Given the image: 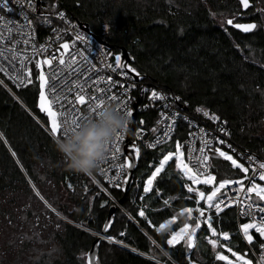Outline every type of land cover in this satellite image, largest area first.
Wrapping results in <instances>:
<instances>
[{
	"label": "trees",
	"instance_id": "obj_1",
	"mask_svg": "<svg viewBox=\"0 0 264 264\" xmlns=\"http://www.w3.org/2000/svg\"><path fill=\"white\" fill-rule=\"evenodd\" d=\"M43 2H56L70 18L88 24L92 32L112 45L108 50L112 58L126 47L134 57L129 64L143 79L180 95L182 102L188 101L191 112L206 107L218 114L227 122L231 140L264 160V32L244 34L223 24L225 13L232 16L242 10L238 0ZM261 2L264 5V0ZM34 68L36 77L39 70ZM0 76L9 81L1 71ZM9 85L21 101L0 81V264H88L87 252L113 204L117 206L114 227L107 234L118 242L166 264H172L169 257L179 264H227L218 262L215 254L208 259L187 254L189 248L183 243L168 246L166 235L162 239L161 233L138 217L143 205L158 210L149 213L157 223L167 219L172 209L178 211L195 204L187 199L185 179L175 170L174 162L154 182L153 193L144 192L143 182L165 145L156 149L140 147L132 187L126 194L124 183L112 189L121 207L89 174L67 168L65 157L55 148L47 116L38 108L37 82L19 89ZM153 114H145L148 121ZM183 137L180 133L169 144ZM212 162L218 178H239L230 162L218 156H212ZM155 188L160 192L156 193ZM34 189L68 220L55 209L45 213L38 210L33 201L42 200ZM170 197L171 208L165 209L163 200ZM220 222L228 227L236 225L235 210L225 209ZM229 247L255 261L243 236L233 237ZM219 250L233 258L226 248ZM98 259L100 264H161L104 239Z\"/></svg>",
	"mask_w": 264,
	"mask_h": 264
},
{
	"label": "built area",
	"instance_id": "obj_2",
	"mask_svg": "<svg viewBox=\"0 0 264 264\" xmlns=\"http://www.w3.org/2000/svg\"><path fill=\"white\" fill-rule=\"evenodd\" d=\"M2 3L3 0H0V71L13 86L18 89L27 86V81L24 79L28 74L25 71V66L32 71V79H34V66L39 57L44 59L49 54L55 53L58 55L56 50H62L64 43L69 44L65 60L70 63L71 57L75 56L77 59V64L73 65L71 71L67 67L62 66L63 70L55 76L56 87L59 89L57 95L61 98L60 102L64 105V116L59 117L62 125L65 119L70 122L74 116L78 118L80 115H89L87 106H78V102L76 104L72 103L81 86H83V94L86 97L99 96L100 90H104V94L100 98L104 99L106 103L117 106L125 101L127 97H131V99H127V107L132 108L133 113L136 112L137 125L132 126L133 115L129 117L127 131L122 133L124 139L120 141L121 151L117 152L115 157H112V150L109 149L106 158L99 163L98 167L90 175L97 185L119 206L122 207L118 199L113 195L112 189L122 186L125 181L124 177L127 174V167H122V165L125 163L123 157L125 155L124 145L126 142L134 143L139 147L149 148L146 145L156 142L159 138L162 141L156 147L159 148L171 143L176 138V135L183 133L184 137L180 141L184 146L185 160L194 170L197 167L195 157L200 155L202 144H207L209 147L215 144L217 147H222L226 150H228V145L230 144L232 152L238 155L246 166H249V162L244 158V153L255 157V160L251 163L252 168L258 167L256 161L264 162L254 153L241 149L231 140L227 122L218 114L215 113L219 120H213L211 115L204 116L203 111L197 112L196 109L198 107L191 112L187 108L189 105L188 101L186 103V100L182 102L180 95L153 85L142 77L137 79L129 72V75L122 76L120 71L115 70L114 58H112V55H108L110 53L109 49L100 45L92 35L81 27L77 20L70 18L65 10L57 7L56 2H41L38 4L36 0H31L30 5L29 0H9L11 12L4 9ZM58 13H63V15L61 16ZM29 20H31V24H28ZM77 36L81 37V39L77 40ZM41 45L44 46L43 51L40 50ZM34 49L36 50L35 56H33ZM22 57L24 60L23 64L21 62ZM57 64L58 61H54L52 66L43 65L46 75H49V83H52L50 73ZM108 65H112V67H108ZM17 76L21 77L19 81L16 79ZM108 77L112 79L109 81ZM0 81L20 100L18 94L9 85L10 83L6 82L1 76ZM73 81H79V84H73ZM18 84L21 86H17ZM133 84L135 87H132ZM153 89L159 92L163 98L150 99ZM113 95L117 99L109 102L108 97ZM174 97H180V100L175 101ZM49 99H52L51 95H49ZM74 107L77 109L75 113L73 112ZM53 108L57 111L60 110L59 104H54ZM200 108L210 114L214 113L206 107ZM149 111L154 112L151 121H148L145 117V114H149ZM139 113L140 117L138 116ZM163 113H166V115H162ZM186 117L187 119H185ZM221 127L226 128L227 134L220 131ZM130 129H132L131 132ZM138 129L142 131L138 132ZM201 129L205 131L201 132ZM165 132L169 133V137L166 138L164 136ZM129 136L132 140H129ZM213 137H219L222 140H226L227 143L220 145L219 140H215ZM190 149L191 159L189 158ZM208 154L212 155L211 152ZM245 175H252V173L250 171V173ZM256 180L264 183V181L260 180L258 174H256ZM196 187L205 190V186L196 185ZM238 189L239 186L233 184L226 186V189L222 191L224 193L221 196V201H223L222 208L221 212L216 214L215 224L221 226L222 212L227 208H233L236 214L237 224L235 227L237 235L243 236V231L239 228L240 224L250 222L252 219L259 222L261 217L264 216V211H261V209H264V202L257 200L260 208H251V215L246 216L243 213L249 211V201L245 200L244 192H238ZM248 195L255 199L253 193ZM188 196H192L195 201L193 194L188 193ZM228 199L239 200L242 203L231 204L228 203ZM201 206L207 208L203 201H201ZM192 207H196V202ZM211 211H214V209L210 210L209 214H211ZM221 230L229 231L226 227H221L219 231ZM249 233L254 237L253 244H249L246 239L245 241L255 258V262L264 264V261L261 260V253L264 252V249L259 247L260 243H264V237H259L255 229H249ZM229 234L230 240L234 233L231 232ZM107 236L112 235H105V240H108ZM115 239L111 241L117 243L118 240L116 239V241ZM220 240H224V238L221 237ZM197 249L201 254L204 253V250L209 252V254L214 250L206 239L197 245Z\"/></svg>",
	"mask_w": 264,
	"mask_h": 264
},
{
	"label": "snow or ice",
	"instance_id": "obj_3",
	"mask_svg": "<svg viewBox=\"0 0 264 264\" xmlns=\"http://www.w3.org/2000/svg\"><path fill=\"white\" fill-rule=\"evenodd\" d=\"M43 2V0H40ZM239 4L243 9L248 10L250 7V0H238ZM31 5V0H29ZM2 7L11 12L9 8V0H3ZM264 11V10H261ZM59 15H63V13H58ZM215 15V14H213ZM243 12H238L232 18H228L225 23L228 26H232L235 29L242 30L244 33H250L253 29L257 28V24L255 22L249 23H240L236 22L239 17L243 16ZM28 24H31V20L28 21ZM108 25H105L107 28ZM81 37L77 36V40H80ZM236 47H240L236 45ZM40 50H44V46H40ZM69 44L64 43L62 45V50L57 49V54H49L42 60H37L35 67L39 69V74L35 77V81L32 79L33 73L30 69L25 66V71L28 73L24 79L27 81V85L31 86L34 82H37V91H38V107L41 112L46 113L47 119L50 121V131L53 135H66L70 130L75 129L79 126L82 120L88 119L91 115L95 117L100 109L106 104L104 99L100 97L103 96L104 90H100L99 96L86 97L83 94V86H81L80 90L76 93L72 103L76 104L78 102V106H87L89 110V115H80L78 118L75 116L69 122L67 119L64 120L63 125L59 120V117L64 116V105L60 102L61 98L57 95L59 89L56 87L55 76L58 72L62 71L63 67H67L69 71L73 69V65L77 64V59L75 56L71 57V62L65 60V54L68 53ZM36 50H33V56H35ZM108 55H112L108 53ZM54 61H58V64L55 66L54 70L50 73L52 78V83H49V75H46V72L43 68V65L52 66ZM22 64L24 63L23 57L21 60ZM115 70L120 71L122 76L129 75L127 68H131V73L139 76L140 73L136 68L131 67V65H125L122 61V57L119 54L114 56ZM108 67H112V65H108ZM16 79L19 81L21 79L20 76H17ZM112 78L108 77L110 81ZM73 84H79V81H73ZM17 86H21L18 84ZM132 87H135L133 84ZM49 95L52 96V99H49ZM157 97L163 98L159 92L155 89L151 91L150 99H157ZM117 99L116 96L108 97V101ZM127 99H131V97H127L125 101L121 102L118 105L117 110L123 111L126 113L128 117L133 115V109L127 107ZM175 101H179L180 97H174ZM87 101V103H86ZM187 101H185L186 103ZM59 104L60 110H54L53 105ZM123 105V106H122ZM170 106V105H169ZM76 108H73V112H76ZM197 112L203 111L204 116L211 115V119L219 120V117L215 113H209L206 110L198 107L196 109ZM162 115H166L163 113ZM187 119V117L185 118ZM142 123V121H141ZM71 127H68V126ZM128 127V125H126ZM142 131L138 129V132ZM204 132V129L200 130ZM221 132H225L227 134V130L224 127L220 128ZM191 135V133H189ZM2 135V134H0ZM164 136L169 137V133L165 132ZM123 134L117 132L115 139L109 144V149H111L112 157H115L117 152L121 151L120 141L123 140ZM215 140H219L220 145L227 143L226 140H222L219 137H213ZM130 142H126L125 148H127ZM162 143L159 138L156 142L147 144L146 147L156 148L158 144ZM131 147L135 149L134 154L131 158L125 153L123 159L125 161L122 167H127L131 169L135 162V159L141 156V148L134 143L131 144ZM183 145L180 140H176L174 143V150L167 151L165 153H161V158L158 160V163H153L151 165V173L147 176V179L143 182V190L145 193H153L154 182L157 181V178L162 174L165 170L166 165H169L170 162H174L175 167L182 174L183 177L187 178L186 183L183 184V187L187 189L188 193L193 194L196 202V207H181L178 211L172 209V214L167 218L163 219L162 222L154 223L149 218L150 212H156V209H148L147 205H143L140 207L138 211V217L143 218L148 225H150L156 232L161 233V238L167 236L166 243L168 246H179L182 243L186 244V247L191 249L194 246L195 239L198 235L197 230L200 231H210L211 237H206L208 239V243L215 250V258L218 262H227V264H252L251 260L245 259V256L242 255L238 251H233L232 247H229V232L227 231H217V228L214 226L216 221V214L221 212L222 203L221 196L224 195L222 190L226 189V186L236 184L239 186L238 192L242 191L245 194V200L249 201V211L244 212L243 214L248 216L251 215V208H260V204L257 203V200L264 201V185L256 182V174L259 175L261 181H264V162L256 161L258 167L252 168L251 163L255 160V157L249 156L247 153H244V158L249 162V166H246L245 163H242L240 159L234 158V154L232 153V146L228 145V151L223 150L222 147H217L215 144L209 147L207 144H202L200 148V155L195 157L197 167L194 168L190 166L188 162L185 160V154L183 152ZM211 152V156L208 154ZM15 155V153H13ZM212 156H218L219 158H223L224 162H230L231 168H234L239 173L238 179H229V178H218V174L214 175L213 172L216 171L215 165L212 162ZM106 158V156H105ZM104 158V159H105ZM189 158L191 159V149L189 150ZM211 169V171H209ZM252 173V175H245L248 173ZM92 174V173H91ZM89 174V175H91ZM124 180L127 181L128 177L125 176ZM196 185L201 186H212L211 190H201L200 187H196ZM247 185V187H246ZM119 186V184H117ZM71 187V185H69ZM87 190V189H86ZM154 191L156 193L160 192L159 188H155ZM254 193L256 199H253L248 194ZM39 194V193H38ZM238 194V193H237ZM236 195V194H234ZM192 196L187 197V199H192ZM43 199V197H41ZM141 200H144L145 197L141 196ZM173 198H168L163 200V205L165 209L171 208ZM201 201H203L207 208L201 206ZM228 203L238 204L242 203L239 200L228 199ZM51 207V205H49ZM214 209V211L210 210ZM264 211V209H261ZM197 213V215H193V213ZM181 224L178 226L177 221L181 220ZM115 217L105 222L102 232L106 234L110 228L114 227ZM158 225V226H157ZM203 225V226H202ZM239 228L243 231V238L246 239L249 244H253L254 237L249 233V229H255V232L259 234V237H264V216L261 217L260 221L257 222L255 219H252L250 222L240 224ZM176 229V230H173ZM123 235V233H121ZM220 237L224 238V242L221 245V249H227L228 253H231L233 259H230L228 255H225L223 250H217V245L220 244ZM108 240H114L115 237L107 236ZM120 243H123L122 241ZM153 244L156 241H152ZM259 247L264 249V243H260ZM155 256H153V260H155ZM261 260L264 261V252L261 253ZM89 264H99V259L92 257L89 258Z\"/></svg>",
	"mask_w": 264,
	"mask_h": 264
},
{
	"label": "clouds",
	"instance_id": "obj_4",
	"mask_svg": "<svg viewBox=\"0 0 264 264\" xmlns=\"http://www.w3.org/2000/svg\"><path fill=\"white\" fill-rule=\"evenodd\" d=\"M117 107L106 103L95 117L90 115L77 128L55 138V148L65 157L68 169L91 174L104 160L117 132L127 131L130 118Z\"/></svg>",
	"mask_w": 264,
	"mask_h": 264
},
{
	"label": "water",
	"instance_id": "obj_5",
	"mask_svg": "<svg viewBox=\"0 0 264 264\" xmlns=\"http://www.w3.org/2000/svg\"><path fill=\"white\" fill-rule=\"evenodd\" d=\"M36 2H37L38 4L41 3L40 0H36ZM251 4H252V2H251V0H250V6H251ZM242 9H243V8H242ZM243 10L245 11V9H243ZM253 22H254V21H253ZM240 23H249V22H240ZM255 23H256V22H255ZM80 25H81V27H82L86 32H88L90 35H92V36L94 37V39H95L100 45L105 46V47H107L108 49H111V48H112V45H110L106 40L102 39L100 36H98L97 34H95L94 32H92V31L90 30L88 24H80ZM253 30H254V29H253ZM253 30H252V31H253ZM241 31H242V30H241ZM242 32H243V31H242ZM243 33H244V32H243ZM246 34H247V33H246ZM117 54H119V55L122 57V61H123V63H124L125 65H130V64H129L130 61H131L132 59H134V57L132 56V54L130 53V51H129L126 47H121L120 50H119V52H118ZM38 60H42V58L39 57ZM43 68H44V66H43ZM126 70H127L131 75H133L135 78H137V79L141 78V75L136 76L135 74L131 73V68H127ZM135 106H136V104H135ZM38 108H39V107H38ZM54 110H55V109H54ZM40 111H41V110H40ZM42 113H43V112H42ZM44 114L46 115V113H44ZM48 122H49V130H50V121L48 120ZM136 125H137V114H136V112H134V113H133V122H132V126H136ZM50 132H51V131H50ZM52 135H53V134H52ZM53 136L56 137L57 135H53ZM125 144H126V143H125ZM134 151H135V149H134L133 147H131V143L128 144L127 148H125V145H124V152L128 155L129 158L132 157V155L134 154ZM139 160H140V157L137 158V159H135V162H134L133 167H132L131 169L127 168V174H126V176L128 177V180H127V181H124V185H123V188H122L124 194H126V193L130 190V188L132 187V185H133L134 175H135V170H136V168H137V166H138ZM186 162H187V161H186ZM35 191H36L37 194L39 193V192L37 191V189H35ZM38 195L40 196V198L42 197L40 193H39ZM42 200L46 202V200H45L44 198H43ZM120 201H123V197L120 199ZM51 208H52V207H51ZM52 209H53V208H52ZM116 210H117V206H116L115 204H113V205L110 207V210H109V213H108V216H107V219L105 220V222L108 221V220H110V219H112V218L114 217V214L116 213ZM105 222H104V224H105ZM104 224H103V226H104ZM102 229H103V227H102ZM107 233H108V232H107ZM107 233L104 234V233L102 232V230H101L100 232H98L96 239L93 241V243H92L90 249H89L88 252H87V263H88V264H89V258H90V257H92L93 259L98 258V254H99V250H100L101 242H102L103 239L105 240L104 236L107 235ZM117 243H119L120 245L123 246L122 243H120V242H117ZM124 247H127V248H129V249H131V250H133V251H135V252H137V253H139V254H141V255H143V256H146V257H149L150 259H153V257H151V256H149V255H147V254H145V253H143V252L137 250L136 248H134V247H132V246H129L128 244H127L126 246H124ZM169 258L171 259V261H172L174 264H179V263L176 262L173 258H171V257H169ZM155 261H157V262H159V263H161V264H166V263H164V262H161V261L158 260V259H155ZM99 264H100V263H99Z\"/></svg>",
	"mask_w": 264,
	"mask_h": 264
},
{
	"label": "rangeland",
	"instance_id": "obj_6",
	"mask_svg": "<svg viewBox=\"0 0 264 264\" xmlns=\"http://www.w3.org/2000/svg\"><path fill=\"white\" fill-rule=\"evenodd\" d=\"M261 1H263V0H257V3H258V5L259 6H261V4H262V2ZM228 16H230V15H228V13H225L221 18H222V20H223V24H225V26H226V23H225V21L227 20V18H228ZM258 17V16H257ZM258 19H259V23H260V27L261 26H264V11H262V13L259 15V17H258ZM44 66H47V65H44ZM172 150H174V144H167V145H165L163 148H162V151H164L163 153H165L166 154V152L167 151H172ZM183 150V152H184V148L182 149ZM223 150H225V151H228V150H226V149H223ZM233 153V152H232ZM234 154V153H233ZM234 158H238V159H240V161L242 162V163H244L243 162V160L238 156V155H236V154H234ZM158 163V162H157ZM171 163V162H170ZM167 166V165H166ZM175 170H177L176 169V167H175ZM178 171V170H177ZM181 174V173H180ZM214 174V173H213ZM150 175V174H149ZM182 175V174H181ZM215 175V174H214ZM186 178V177H185ZM93 182H95V181H93ZM256 182L257 183H260V184H262V185H264V183H261V182H259V181H257L256 180ZM96 183V182H95ZM97 184V183H96ZM211 187L212 186H210V188H208L207 186H205V189H207V190H211ZM35 190V189H34ZM102 190V189H101ZM223 191V190H222ZM36 192V191H35ZM104 192V191H103ZM105 193V192H104ZM106 194V193H105ZM38 195V194H37ZM107 195V194H106ZM39 196V195H38ZM253 196H254V198L256 199V197H255V194L253 193ZM41 199V198H40ZM112 199V198H111ZM42 200V199H41ZM113 200V199H112ZM262 202H264V201H262ZM33 204H35V206L36 207H39V209L38 210H42L44 213L46 212V211H48V209H50V210H54V209H52L51 207H49V203L46 201H43L42 200V202L41 201H33ZM43 204H44V207H43ZM55 213H57L60 217H63L65 220H68V218H66V217H64V216H62L59 212H57L56 211V209H55ZM193 215H197V214H193ZM197 232H198V230H197ZM116 240V239H115ZM109 242H114V241H111V240H108ZM117 241V240H116ZM123 244V246H126L127 244L126 243H122ZM165 255H166V252L164 253ZM243 255V254H242ZM245 256V259H247V260H251L252 261V264H257L252 258H250V257H248V256H246V255H244ZM234 258V257H233ZM233 258H230V259H233ZM171 261V260H170ZM172 262V261H171ZM172 264H174L173 262H172Z\"/></svg>",
	"mask_w": 264,
	"mask_h": 264
},
{
	"label": "crops",
	"instance_id": "obj_7",
	"mask_svg": "<svg viewBox=\"0 0 264 264\" xmlns=\"http://www.w3.org/2000/svg\"><path fill=\"white\" fill-rule=\"evenodd\" d=\"M184 179H185V182L184 183H186V182H188L187 181V178H185L184 177ZM208 188H210V186H208ZM187 197H189L188 195H187ZM192 200H194V199H192ZM195 214V213H194ZM184 218H181V220H178L176 223H178L179 225L181 224V221L183 220ZM178 225V226H179ZM216 228H217V231H219L220 229H221V227H226V228H228V232L229 233H231V232H233L234 233V236L233 237H236V236H238L237 235V230H236V225H234V226H230V227H228V226H225V225H222L221 224V226L219 225V224H215L214 225ZM176 230V229H175ZM206 237H211V233H210V231H200V230H198V235H197V237H196V239H195V243H194V246H193V248H191V249H189L188 250V252H187V254H189L190 252L191 253H194V255L196 256V257H198V258H200V259H208L212 254L214 255L215 254V250H212V252L209 254V252H207L206 250H204V253L203 254H201L200 253V251H198V249H197V245L198 244H200L202 241H205V239H206ZM232 237V238H233ZM231 238V239H232ZM230 239V240H231ZM206 240H208V239H206ZM220 244H218L217 245V250H219L220 248H221V245L223 244V242H224V240H220ZM183 244H185V243H183ZM186 245V244H185ZM212 247V246H211ZM213 249V248H212ZM209 254V255H208Z\"/></svg>",
	"mask_w": 264,
	"mask_h": 264
},
{
	"label": "flooded vegetation",
	"instance_id": "obj_8",
	"mask_svg": "<svg viewBox=\"0 0 264 264\" xmlns=\"http://www.w3.org/2000/svg\"><path fill=\"white\" fill-rule=\"evenodd\" d=\"M252 4L251 6L249 7L248 10H240L239 12H243L244 15L239 17L238 20L236 22H256L257 24V28L254 29L253 31L251 32H254V31H257V30H261L264 32V26H261L260 27V23H259V15L262 13L261 10H264V5L261 4V6L258 5V3L255 4V1L254 0H251ZM242 8V6H241ZM233 16L235 15H232V16H229L228 18H232ZM258 16V17H257ZM227 18V19H228ZM234 28V27H233ZM238 30V29H237ZM238 31H241V30H238ZM242 32V31H241ZM250 32V33H251ZM243 33V32H242ZM246 34V33H244ZM248 34V33H247Z\"/></svg>",
	"mask_w": 264,
	"mask_h": 264
},
{
	"label": "bare ground",
	"instance_id": "obj_9",
	"mask_svg": "<svg viewBox=\"0 0 264 264\" xmlns=\"http://www.w3.org/2000/svg\"><path fill=\"white\" fill-rule=\"evenodd\" d=\"M140 117V116H139Z\"/></svg>",
	"mask_w": 264,
	"mask_h": 264
}]
</instances>
